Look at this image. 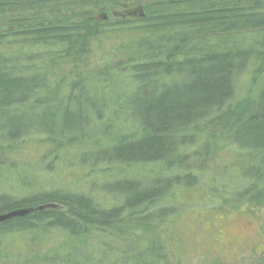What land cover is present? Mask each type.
<instances>
[{
	"label": "trees",
	"instance_id": "obj_1",
	"mask_svg": "<svg viewBox=\"0 0 264 264\" xmlns=\"http://www.w3.org/2000/svg\"><path fill=\"white\" fill-rule=\"evenodd\" d=\"M109 1L121 5L132 0H0V19L12 17L20 8L43 10L61 3L81 7L77 18L63 24L45 18L15 30L1 25L0 154L33 135L58 150L67 138L104 121L111 131L101 136L103 141L95 139L98 163L116 169L156 164L167 172L147 168L142 174L131 171L106 181L105 189L119 199L112 205L71 190L22 197L0 193V214L28 209L0 222V243L16 233L50 229L74 239L90 235L121 239L135 227L162 222L171 212L160 206L181 203L197 184L181 164L195 145L191 135H201L216 122L226 124L232 143L264 150V85L254 101L236 100L238 76L255 63L254 72L264 69V0H152L150 9L183 5L188 9L92 19V6ZM119 50L125 58L116 61L115 70L108 69ZM98 53L101 58L95 64L102 67L98 73L102 84L89 87L94 96L87 95V84L80 86L79 80L69 83L68 90L49 86L52 63ZM118 76L122 88L115 81ZM104 88L111 93L110 101ZM111 102L113 111L104 118L102 109ZM121 115L130 117L124 129L129 131L114 135ZM86 155L82 153L83 158ZM85 257L83 264L94 260L92 255ZM108 261L104 258L105 264H116Z\"/></svg>",
	"mask_w": 264,
	"mask_h": 264
},
{
	"label": "rangeland",
	"instance_id": "obj_2",
	"mask_svg": "<svg viewBox=\"0 0 264 264\" xmlns=\"http://www.w3.org/2000/svg\"><path fill=\"white\" fill-rule=\"evenodd\" d=\"M151 3L152 0H132L121 5L96 3L92 6V19L106 21L125 14L137 16L149 11L188 9L184 5L150 9ZM44 7L43 10L20 8L12 17L0 19V27L11 25L15 30L45 18L63 24L77 18L81 8L77 3ZM122 51L112 55L108 69L115 70L116 61L125 58ZM99 58L98 53L83 55L81 60L72 57L57 60L50 67L53 72L49 86L68 90L69 83L79 80L80 86L85 83L89 92L92 91L102 84L98 78L102 67L95 64ZM256 66V63L250 65L236 79V100L248 97L254 101L257 90L264 85V69L261 68L262 73L254 72ZM120 76L127 81L124 74ZM115 81L122 88L119 76ZM87 95L94 96L91 92ZM104 95L110 101L109 90L104 88ZM114 106V102L107 103L101 115L108 117ZM123 108H126L124 104ZM122 117L116 123L114 135L129 131L124 129L130 117ZM3 119L0 117V124ZM104 124V121L91 123L85 132L64 140L58 150H53L41 136L34 135L11 145L5 155L0 154V193L22 197L51 189L71 190L88 194L101 204L112 205L119 199L105 189L106 181L131 175V171L142 174L147 168L167 172L156 164L116 169L98 163L94 158L96 142L103 141L101 136L111 131ZM223 125L226 124L216 122L201 135H191L195 145L185 152L181 164L183 170L191 171L197 184L191 189V196L181 203L160 206L171 212L162 222L135 227L130 230L132 234L126 233L121 239L94 235L74 239L59 229L16 233L9 240L6 238V243L3 240L0 243V264H83L87 255L93 256L90 264H105L104 258L116 264H264V150L232 143ZM82 153L87 154L85 158Z\"/></svg>",
	"mask_w": 264,
	"mask_h": 264
},
{
	"label": "water",
	"instance_id": "obj_3",
	"mask_svg": "<svg viewBox=\"0 0 264 264\" xmlns=\"http://www.w3.org/2000/svg\"><path fill=\"white\" fill-rule=\"evenodd\" d=\"M49 206H52L53 207V205H49ZM44 206L43 205H41V206H38L37 208L38 209H42ZM26 213H28V209H16V210H12V211H9V212H7V213H3V214H0V222H2V221H5V220H7V219H10V218H12V217H16V216H21V215H24V214H26Z\"/></svg>",
	"mask_w": 264,
	"mask_h": 264
}]
</instances>
